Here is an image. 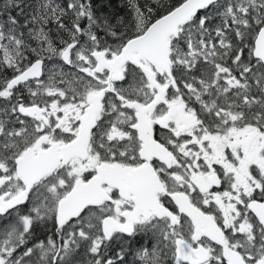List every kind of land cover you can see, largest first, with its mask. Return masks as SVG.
<instances>
[{"label": "snow or ice", "instance_id": "obj_1", "mask_svg": "<svg viewBox=\"0 0 264 264\" xmlns=\"http://www.w3.org/2000/svg\"><path fill=\"white\" fill-rule=\"evenodd\" d=\"M0 0V264H264V0Z\"/></svg>", "mask_w": 264, "mask_h": 264}, {"label": "trees", "instance_id": "obj_2", "mask_svg": "<svg viewBox=\"0 0 264 264\" xmlns=\"http://www.w3.org/2000/svg\"><path fill=\"white\" fill-rule=\"evenodd\" d=\"M105 2H106V0H105ZM119 3H120V0H111L112 7L106 8L104 10L110 11V12H122V9L119 8Z\"/></svg>", "mask_w": 264, "mask_h": 264}]
</instances>
